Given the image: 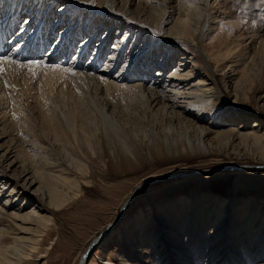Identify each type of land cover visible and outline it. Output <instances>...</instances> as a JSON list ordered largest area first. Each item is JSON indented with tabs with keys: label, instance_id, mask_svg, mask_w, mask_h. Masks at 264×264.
Segmentation results:
<instances>
[{
	"label": "bare ground",
	"instance_id": "1",
	"mask_svg": "<svg viewBox=\"0 0 264 264\" xmlns=\"http://www.w3.org/2000/svg\"><path fill=\"white\" fill-rule=\"evenodd\" d=\"M137 1L141 7L132 17L127 11L133 0H0V56L17 62L0 64L5 74L0 76V99L12 103L14 127L41 135L30 138L26 132L22 144L13 140L3 145L0 133V194L6 196L0 202V264H28L49 254L35 233L43 226L44 235L53 211L77 195L83 183L79 174L88 179L89 162H107L118 173L140 167L147 153L160 161L219 150L245 156L261 150L259 157H264V128H256L261 120L249 125L248 116L229 121L212 112L224 90H231L233 74L225 73L221 80L210 74L211 49L222 51L215 50L211 0ZM170 4L176 9L167 16ZM257 11L264 26V0ZM21 18L26 21L14 34ZM116 26L125 36L100 68ZM203 38L211 47L205 52L200 49ZM191 45L196 46L192 52L175 49ZM32 60L40 66L25 72ZM37 71L41 79L35 91L30 83ZM249 73L245 64L230 84L234 92ZM33 90L37 103L31 108L23 98L32 99ZM234 120L237 127L222 129ZM151 180L138 182L123 202H131ZM19 198L23 203L12 207ZM179 198L151 207L146 224L135 221V227L126 228V241L137 242L142 250L150 243L143 225L155 228L150 237L161 250L147 264H157V259L163 264H264V201L219 203L207 192ZM33 224L38 227L28 226ZM101 239L96 237L92 246ZM88 254V249L82 252L76 264H83ZM103 263L133 264L125 254Z\"/></svg>",
	"mask_w": 264,
	"mask_h": 264
},
{
	"label": "rangeland",
	"instance_id": "2",
	"mask_svg": "<svg viewBox=\"0 0 264 264\" xmlns=\"http://www.w3.org/2000/svg\"><path fill=\"white\" fill-rule=\"evenodd\" d=\"M133 2L128 6L127 12H129L128 15L135 17L141 3L137 0H133ZM258 2L259 0H211L213 8L210 12L216 16L212 23V28H214L212 36L214 40L217 39V41L215 40V50L221 49L222 51L215 54L211 49L209 54H214L213 57H215L211 64L214 70L210 71L213 78L221 80L223 74H233L231 83H228L231 90H224L221 101L213 107L212 112L226 116L229 121L233 117L248 116L249 125H252L255 120H261V126L256 128L262 131L264 128V26L263 17L257 11ZM143 3L144 1H142ZM120 7L121 5L118 3L117 8ZM175 9L172 4L168 5L166 15L172 16ZM20 20L19 26L13 30L14 34L26 21L22 18ZM169 27L171 24L163 25L164 33L169 31ZM111 31H113L112 37L107 41V53L102 59L100 68H104L112 49L125 36L124 30L117 26L113 27ZM201 44L202 48L200 47V49L204 52L211 48L209 40L205 38L202 39ZM177 47L175 49L184 52L190 49L192 52L196 49L195 45ZM45 53L43 52V55ZM73 55L68 58V61L72 59ZM178 60L179 57L176 56L177 63ZM245 64L249 65L250 73L248 78L239 81L240 88L234 92L233 86L230 84L238 79V74ZM221 67H223L222 70H220ZM28 69L24 71L28 72ZM117 69L115 68L112 74H115ZM18 70L21 72H16V74L21 76L20 73L23 74V69L18 68L16 71ZM156 72L157 68L155 67L151 74L156 75ZM0 74L1 77L2 75L5 77L3 71ZM39 74L41 75L37 71V76L33 75V79L31 78L30 84L33 88L39 86L40 82L38 81L41 79ZM257 75L260 77L259 80ZM3 80L4 78H0L1 83L4 82ZM35 91H32L35 93L31 95L32 99L31 97L23 98V102H29H27L28 107L36 106L37 92ZM4 93L8 95L5 88ZM8 101V98L0 99V133L2 132L3 135L1 143L6 142L3 145H7L9 142L18 140L22 144L26 132L29 133L30 138H41L40 133L36 130L25 131L22 125L15 124V127L13 126L11 122L13 107L12 103ZM37 115L35 114V116ZM205 118L207 121L210 120V116ZM237 125L238 123L236 124V120H234L233 123L222 126V129L227 130L233 126L237 127ZM259 154H261V150L256 154H247V156L219 150L208 152L203 156L176 157L160 161L147 153L140 167L137 166L131 171L123 170L118 173L112 172L110 166H107V162H89L88 179L79 174V178L85 184H81L77 195L61 209L53 211L52 223L47 230H44V235L40 233L43 232V226L38 229L40 232L35 233L38 239H42L41 250L47 249L49 254L44 253L46 256L42 259L35 256L28 264H42L43 262L46 264H76L80 254L86 252L87 249L89 254L83 264H100L107 259L119 261L122 254L128 257L129 263L147 264L151 257L158 258V253L161 250L150 237L155 228H151L150 225L149 227L145 226V218L148 220L151 217L149 216L151 207L159 208L164 202H178L181 196H189L192 193L206 194V192L218 197L221 200L218 201L219 203H223L225 199L235 203L240 199L252 200L255 197L264 201V157H259ZM255 166L256 169H254ZM15 168L16 166L13 167V170ZM92 169L95 171L94 174ZM10 174H12V170H10ZM150 177H153L154 180H151L149 185L142 189V192L136 193L131 202L125 204L123 201L137 183L148 180ZM2 182L3 178L0 179V187ZM5 198V195H1L0 202L2 203ZM20 203H23V198H19L15 206L12 207H16ZM144 214L146 215L144 216ZM117 221L118 223L113 225ZM135 221L145 222L141 232L150 243L146 242L143 250L138 247L137 242L130 244L125 238L126 228L135 227L137 223ZM28 226H31L32 229L38 227H34V224ZM101 232H104L105 236L95 246H92V242L96 237H99ZM137 232L141 233L140 230ZM8 242H12V239L9 238ZM90 246L93 247L92 252H90ZM156 262L163 264L159 259Z\"/></svg>",
	"mask_w": 264,
	"mask_h": 264
},
{
	"label": "snow or ice",
	"instance_id": "3",
	"mask_svg": "<svg viewBox=\"0 0 264 264\" xmlns=\"http://www.w3.org/2000/svg\"><path fill=\"white\" fill-rule=\"evenodd\" d=\"M3 63H17L16 61H13L11 60L9 57L7 56H0V64H3ZM24 66V65H22ZM29 69H32L33 66H40V62L39 61H35V60H32V61H28L27 65H26ZM45 67H47V65H45ZM3 69L0 68V72H2ZM65 71H70V70H66Z\"/></svg>",
	"mask_w": 264,
	"mask_h": 264
},
{
	"label": "water",
	"instance_id": "4",
	"mask_svg": "<svg viewBox=\"0 0 264 264\" xmlns=\"http://www.w3.org/2000/svg\"><path fill=\"white\" fill-rule=\"evenodd\" d=\"M252 169H253V168H252ZM254 169H256V167H255ZM259 169H262V168H259ZM118 220H119V219H118ZM119 221H120V220H119ZM117 223H118V221L115 222L113 225H115V224H117ZM104 234H105L104 232H103V233L101 232V233L99 234V237H103ZM89 249H90V252H92L93 247H89Z\"/></svg>",
	"mask_w": 264,
	"mask_h": 264
}]
</instances>
